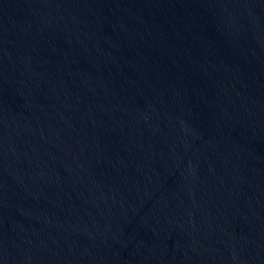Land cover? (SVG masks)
Here are the masks:
<instances>
[{
  "label": "water",
  "instance_id": "1",
  "mask_svg": "<svg viewBox=\"0 0 264 264\" xmlns=\"http://www.w3.org/2000/svg\"><path fill=\"white\" fill-rule=\"evenodd\" d=\"M0 264H264V0H0Z\"/></svg>",
  "mask_w": 264,
  "mask_h": 264
}]
</instances>
